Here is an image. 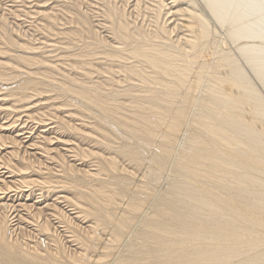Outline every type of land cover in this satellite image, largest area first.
I'll list each match as a JSON object with an SVG mask.
<instances>
[{"label":"bare ground","instance_id":"1","mask_svg":"<svg viewBox=\"0 0 264 264\" xmlns=\"http://www.w3.org/2000/svg\"><path fill=\"white\" fill-rule=\"evenodd\" d=\"M29 3L35 40L0 14V264H264V5Z\"/></svg>","mask_w":264,"mask_h":264},{"label":"rangeland","instance_id":"2","mask_svg":"<svg viewBox=\"0 0 264 264\" xmlns=\"http://www.w3.org/2000/svg\"><path fill=\"white\" fill-rule=\"evenodd\" d=\"M1 1H2V2H1ZM29 2H30V0H29ZM29 2H28V3H22V0H15V2H14L13 0H7V1H6V0H0V3L2 4V5H0V7L2 6V7L0 8V14H1V11H4L2 14H6V15H7V12L9 11V14L7 15V17H8V19H9V18H10V19L12 18V21L10 20V23H11V22L13 23V20H14V23H15V22H18V23L21 22L22 24H23L24 21H26L27 26H26V23L24 22V24L21 25V26L19 27L18 30H20L19 32H21V34H22L23 36H25V35H27V33H29L28 35H30V38H31V37L33 38V36H31V35H34V40H35V39H37V37H38L37 34H39V37H42V36L40 35V33H39L40 31H38V32H36V31L34 32V31H33V32H34V33H33V32H32V28H31V27H32L31 25H35V22L37 23V21H38V20H37V19H38L37 16H35V15L33 14V17L31 18V17H30L31 15H28V14H27V15H28V16H27V15L24 13V14H23V15L25 16V17H24V16L22 15V13H21V11H23L22 9L24 8V7H23L24 4L27 6L28 4H30ZM15 3H16V4H15ZM19 4L22 5V6L20 7ZM28 6H29V5H28ZM14 7H15V9H16L17 7H20L21 9L18 8V10H19V11L21 10V11H20L19 13H14V14H12L13 12L11 13L10 10H11L12 8H14ZM4 8H5V10H4ZM7 8H8V9H7ZM27 10H28V8H27ZM10 13L12 14L11 17H10V15H11ZM16 14H17V15H21V16H16ZM6 15H5V16H6ZM14 16H16L17 18H19V20L16 21L17 19H16V17L14 18ZM20 17H24V18H26V19L28 18L27 20H29V21H30L31 19H32V20L29 22V21H27L26 19L22 18V19H24V20H22V21H23V22H22ZM34 21H35V22H34ZM12 23H11L10 25H11V26H14L15 24L13 23V24H14V25H13ZM21 23H20V24H21ZM30 23H31V24H30ZM32 23H33V24H32ZM28 24H30V26H28ZM24 25H25V26H24ZM15 26H16V25H15ZM22 26H23V29H21ZM25 27L27 28V30L29 29V27L31 28V29H29V32H26L27 30H26ZM16 28H18V27H16ZM24 29L26 30V31H25L26 34L24 33ZM32 33H33V34H32ZM35 33H36V34H35ZM35 35H36V37H35ZM218 35L220 36V37L218 36L219 38L217 37V38L219 39V41H218V39H217V41H218L217 43H218V44L215 45V49H217V50L221 47L222 42H225L224 39H227L226 34L224 33L223 30H221L220 33H219ZM222 40H223V41H222ZM226 41H229V39H227ZM220 42H221V43H220ZM229 42H230V41H229ZM219 44H220V46H219ZM229 46H232V44L230 43ZM229 46H228V47H229ZM216 47H219V48H216ZM49 49H50V48H49ZM56 51H57V50H56ZM56 53H57V52L54 51V52H53V55L56 56V55L58 54V53H57V54H56ZM213 59H216V58L213 56ZM185 128H186V127H185ZM185 133H186V129H185L184 133H183V132L181 133V135H182L183 138L180 136V139L178 140V145H180L179 143L181 142V139H183V140L185 139ZM183 134H184V135H183ZM182 143H183V142H181V145H180V146H182ZM170 171H171V168L169 167V169H167V170L165 171L164 178H168V176L171 174ZM167 172H168V174H166ZM169 172H170V174H169ZM37 196H38V195H37ZM35 198H36V197H35ZM35 198H34V199H35ZM36 199H37V198H36ZM36 199H35V200H36ZM11 209H12V210H11ZM20 210H21L20 214H22V213L24 212L22 215L24 216L25 219L29 218V217H27V211H25L23 208H20ZM8 212H9V216L11 215L10 217H12L14 214H15V215L18 214V213L16 212V208H10V210L8 209ZM11 212H12V213H11ZM14 212H15V213H14ZM13 213H14V214H13ZM41 217H42V216H41ZM39 218H40V217H39ZM39 218H38V220H37V221H39V222H40V221H44V219H45L44 217H42L41 219H39ZM25 219H24V222H21V224H20V225H23V227L21 228L20 225H19V226H16V228H15V231H16V232L14 231V234H13V232H12V235H14L15 238H17V237L20 238V236H21V237H22L21 239H29V240H31V235H32V233H33V235H34V233H35L34 236L32 235V239H37V237L42 239V237L45 236V235L37 234L38 231L35 229V226L32 227L33 224L30 223V222L27 223V221H25ZM29 221L34 222V221H32L31 218L29 219ZM37 221H35V223H37ZM35 223H34V224H35ZM40 223H41V222H40ZM26 226L29 228V230H30L31 232H29V230H27L28 228H27ZM25 227H26V228H25ZM23 228H25L26 230L23 229ZM18 229H19V230H18ZM32 229H34L35 231L32 232ZM22 230H25L26 233H27V231L29 232V233L26 234L27 237L25 236V233L23 234L24 231H22ZM59 230H60V229H59ZM21 232H22V233H21ZM30 233H31V235H30ZM58 233L60 234V237H61L63 240L67 241L68 237H66V238H65V236L63 237L64 234L66 235V231H58ZM22 234H23L24 236H23ZM28 234L30 235V238H28ZM17 235H18V236H17ZM36 235H37V236H36ZM38 235H40V236H38ZM61 235H62V236H61ZM16 236H17V237H16ZM23 237H24V238H23ZM64 238H65V239H64ZM43 239H46V236L43 237ZM66 243H67V242H66ZM66 246H67L68 249H69V248H70V249H71V248H74V246H72L71 243H68V245L66 244ZM68 246H69V247H68ZM70 246H71V247H70Z\"/></svg>","mask_w":264,"mask_h":264}]
</instances>
